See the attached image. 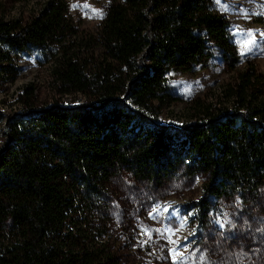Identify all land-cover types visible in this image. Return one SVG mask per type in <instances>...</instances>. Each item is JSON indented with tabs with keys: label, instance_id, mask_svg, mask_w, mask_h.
Wrapping results in <instances>:
<instances>
[{
	"label": "trees",
	"instance_id": "trees-1",
	"mask_svg": "<svg viewBox=\"0 0 264 264\" xmlns=\"http://www.w3.org/2000/svg\"><path fill=\"white\" fill-rule=\"evenodd\" d=\"M38 50L62 94L87 102L24 109L0 149V264H115L104 236L111 181L128 172L164 185L206 174L211 201L264 195V80L242 62L214 0H112L95 35L79 31L68 0H44L26 21L0 16V62ZM219 58L237 72L194 121L160 122L180 100L176 74Z\"/></svg>",
	"mask_w": 264,
	"mask_h": 264
},
{
	"label": "rangeland",
	"instance_id": "rangeland-1",
	"mask_svg": "<svg viewBox=\"0 0 264 264\" xmlns=\"http://www.w3.org/2000/svg\"><path fill=\"white\" fill-rule=\"evenodd\" d=\"M43 1L0 0V16L26 21ZM68 1L69 14L79 31L95 35L112 0ZM214 2L228 19L242 56L237 70L253 65L264 80V0ZM54 64L38 50L12 53L11 61L0 62V149L7 139V119L25 107L26 96L22 94L27 85L36 88L31 99L34 107L87 102L82 93H61L53 75ZM236 77L235 70L215 57L204 69L176 74L174 89L180 100L164 110L160 122L182 125L194 121L192 102H216L222 88ZM207 179L206 174H181L159 186L128 172L115 177L110 183L108 211L101 222L102 238L108 242L115 264H174L170 249L177 245L169 242L164 229H178L181 223L184 227L171 239L181 246L190 245L180 248L185 264H200L201 256L204 264H264V195L255 202L245 197L212 200L211 209H206L201 201L207 197ZM157 205L171 207L166 213L161 209L162 214L153 218L150 213ZM145 227L152 231L150 238L144 234Z\"/></svg>",
	"mask_w": 264,
	"mask_h": 264
},
{
	"label": "snow or ice",
	"instance_id": "snow-or-ice-1",
	"mask_svg": "<svg viewBox=\"0 0 264 264\" xmlns=\"http://www.w3.org/2000/svg\"><path fill=\"white\" fill-rule=\"evenodd\" d=\"M98 14H99V15H102V14H100V13H98ZM170 207H171V205H168V206L157 205L156 208H154V209L152 210V212L150 213V215H151L153 218H155L156 215H158V214H162L161 209L163 210L164 213H166V212H168V210H169ZM173 212H175V210H173ZM177 214H178V213H177ZM185 220H186V218H185ZM183 227H184V223H181V224H180V228H178V229H172V228H166V229H164V231L168 233L169 242H170V243H175V244L177 245L176 248L170 249V252L173 254L174 264H185V257H184L183 254L180 252V248H181V247H184V248L190 247V245H188L187 243H186L185 245L181 246V245L179 244L178 241H173V240L171 239V237H172L173 235H175V233H176L177 231H179L180 229H182ZM155 231L160 232L161 230H160V229H155ZM144 234H145V235H148L149 238H150V237H151V234H152V231L149 230L147 227H145V229H144ZM147 242H148V241H144V243H147ZM177 257H179V259H177ZM199 260H200V264H204L205 257H204V256H201V257L199 258Z\"/></svg>",
	"mask_w": 264,
	"mask_h": 264
}]
</instances>
